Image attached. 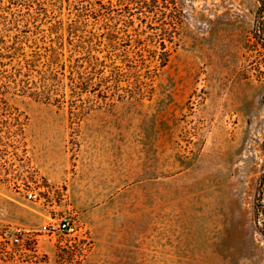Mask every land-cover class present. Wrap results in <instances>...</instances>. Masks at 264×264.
Segmentation results:
<instances>
[{
    "label": "rangeland",
    "instance_id": "1",
    "mask_svg": "<svg viewBox=\"0 0 264 264\" xmlns=\"http://www.w3.org/2000/svg\"><path fill=\"white\" fill-rule=\"evenodd\" d=\"M0 264H264V0H0Z\"/></svg>",
    "mask_w": 264,
    "mask_h": 264
},
{
    "label": "built area",
    "instance_id": "2",
    "mask_svg": "<svg viewBox=\"0 0 264 264\" xmlns=\"http://www.w3.org/2000/svg\"><path fill=\"white\" fill-rule=\"evenodd\" d=\"M72 227L70 226L69 218L62 217L60 219H51L49 222L44 223L41 227V231L49 236L64 233L69 231ZM21 230H18V234H21ZM14 242L17 244L20 242L19 236H15L13 238Z\"/></svg>",
    "mask_w": 264,
    "mask_h": 264
}]
</instances>
